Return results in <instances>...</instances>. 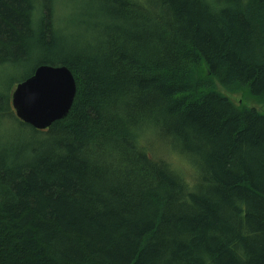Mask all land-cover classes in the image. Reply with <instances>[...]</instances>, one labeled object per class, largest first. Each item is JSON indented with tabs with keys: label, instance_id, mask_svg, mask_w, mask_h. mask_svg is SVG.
<instances>
[{
	"label": "trees",
	"instance_id": "obj_1",
	"mask_svg": "<svg viewBox=\"0 0 264 264\" xmlns=\"http://www.w3.org/2000/svg\"><path fill=\"white\" fill-rule=\"evenodd\" d=\"M40 64L76 82L44 130L10 102ZM249 98L264 0H0V264H264Z\"/></svg>",
	"mask_w": 264,
	"mask_h": 264
},
{
	"label": "water",
	"instance_id": "obj_2",
	"mask_svg": "<svg viewBox=\"0 0 264 264\" xmlns=\"http://www.w3.org/2000/svg\"><path fill=\"white\" fill-rule=\"evenodd\" d=\"M75 95L76 82L69 68L40 64L11 91L10 102L17 119L44 130L68 115Z\"/></svg>",
	"mask_w": 264,
	"mask_h": 264
},
{
	"label": "rangeland",
	"instance_id": "obj_3",
	"mask_svg": "<svg viewBox=\"0 0 264 264\" xmlns=\"http://www.w3.org/2000/svg\"><path fill=\"white\" fill-rule=\"evenodd\" d=\"M58 4H60V3H58ZM71 12H72V11H70L69 13L71 14ZM30 69H31V66H29V67H28L27 69H25L23 72L20 71V72H16V73H14V75H15V79H20L19 77L26 75L27 72H28ZM231 96H232L234 99H237L238 96L240 97V94H238V93H237V94H231ZM242 98H243L244 100H246L247 96H243ZM247 103H248L249 106L254 107V108H256L257 110H259V111H261L262 113H264V107H263V105L260 104V103H258V102H256L254 99L249 98V101H247ZM4 126H5V125H4ZM11 129H12L13 131H18L19 128L13 125V127H12ZM11 129H10V130H11Z\"/></svg>",
	"mask_w": 264,
	"mask_h": 264
}]
</instances>
